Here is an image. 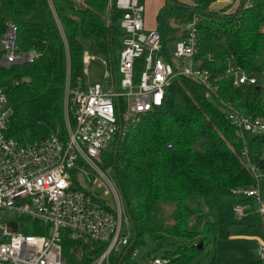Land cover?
I'll list each match as a JSON object with an SVG mask.
<instances>
[{"label":"trees","instance_id":"1","mask_svg":"<svg viewBox=\"0 0 264 264\" xmlns=\"http://www.w3.org/2000/svg\"><path fill=\"white\" fill-rule=\"evenodd\" d=\"M1 1L5 18L18 25L21 48L40 54L32 64L0 68V89L14 111L7 135L22 145L40 143L54 134L64 138L67 72L70 70L73 84L85 80L83 42L87 40L104 42L108 58L118 64L124 38L118 27L121 13L113 0ZM165 2L183 11L181 23L199 19L196 60L217 80L219 91L209 98L201 85L177 76L166 89L163 105L137 121L124 119L119 100L120 130L111 150L103 156V168L113 171L125 214L134 227L128 221L130 244L111 255V264H125L146 237L156 251L166 250L163 258L169 264H189L200 256L210 245L206 235H213L215 241L218 236L228 237L222 200L248 204L252 199L245 192L256 187L246 159L261 170L264 191V134H247L241 140L223 112L224 106H231L245 116L264 119L262 88L235 87L234 77H226L231 67L250 76L264 72V0ZM161 37L162 55L171 62L167 42L182 40L186 34L182 31L169 38L161 33ZM143 67V60H138L136 77ZM203 197L217 202L221 218L207 222L203 232L188 230L187 222L202 212L199 202L192 206L189 200ZM165 206L173 207L170 226L162 217ZM175 238L182 240L181 244L173 252L167 250ZM200 242L202 250L198 248ZM61 243L68 264H91L107 248L70 231L62 233Z\"/></svg>","mask_w":264,"mask_h":264},{"label":"built area","instance_id":"2","mask_svg":"<svg viewBox=\"0 0 264 264\" xmlns=\"http://www.w3.org/2000/svg\"><path fill=\"white\" fill-rule=\"evenodd\" d=\"M113 5L121 13L118 27L124 34L118 64H113L109 58L103 61L105 83L85 79L73 84L68 70L64 138L54 134L40 143L22 145L8 137L14 111L8 96L0 89V211L7 209L41 224L21 233L18 222H7L0 236V264H68L61 243L64 231L107 245L91 264H111V255L122 252L131 239L123 233L122 199L102 168L103 156L111 150L120 130L119 100L124 106V119L137 121L141 115L163 105L166 89L177 76L201 85L209 98L218 94L217 80L196 60L198 18L185 24L186 37L176 42L169 62L162 55L161 33L146 29L144 4L139 0H113ZM18 34V25L5 18L0 0L1 69L32 64L40 57L36 50L21 48ZM94 59L85 52V68ZM140 59L144 67L136 77V63ZM230 76L234 77L235 87L259 85L256 75L250 76L238 67L228 69L226 77ZM223 112L241 140H245L247 134H264V119L245 116L231 106H224ZM246 162L256 187L245 192V196L260 200L262 172L248 159ZM78 173L87 186L105 188L115 206L86 192L88 187L82 189ZM254 212L263 219L264 229V208L252 211L251 202H238L234 207L239 220ZM36 231L41 234L35 235ZM138 254V249L132 253L133 256ZM258 256L259 261L264 262V245L260 246ZM151 264H169V260L156 257Z\"/></svg>","mask_w":264,"mask_h":264},{"label":"rangeland","instance_id":"3","mask_svg":"<svg viewBox=\"0 0 264 264\" xmlns=\"http://www.w3.org/2000/svg\"><path fill=\"white\" fill-rule=\"evenodd\" d=\"M140 3L145 6V26L148 30H157L160 33H164L169 38H175V36L182 32L184 20V13L179 8L172 4H166L165 0H139ZM168 48L171 54L176 44L175 39H169ZM85 52L95 59L85 68V79L92 83L107 82L105 78L106 68L103 65V61L108 58V47L104 42L95 40H87L83 42ZM259 86L262 88V95L264 97V72L258 76ZM103 168V161H102ZM104 169V168H103ZM107 177L117 188L121 197L119 185L114 177L111 169H104ZM86 192L96 196L97 198L105 201L110 206H115L114 199L111 195L106 194L105 188H98L95 185L90 184ZM122 199V197H121ZM200 203L201 213L197 217L192 218L186 224V229L192 231L203 232L205 224L207 222L219 221L221 218V212L217 202L211 197H203L198 200H189V204L196 206ZM252 211H258L264 208V191L261 193L260 200L251 201ZM237 200H222L223 206V219L228 224L229 235L226 238L220 236L215 237L213 235H206L208 243L210 245L202 251L200 256H197L189 264H255L259 261L258 250L261 245H264V229L263 219L255 212L252 216L245 220L240 221L234 214V207L237 204ZM173 207L165 206L163 209L162 217L165 220L166 226L173 224L171 217ZM0 236H2L3 229L6 227L7 222L15 221L21 225L20 232L26 233L32 227L37 226L40 223L35 220L29 219L15 214L7 209L0 211ZM128 218L125 214L123 223V233L131 236V228L129 226ZM45 226V224H43ZM28 229V231H27ZM182 240L175 238L172 240L171 245L166 249L174 251L176 246L181 244ZM139 250L138 256L131 255L125 264H151V261L156 257L162 259L165 255V249L156 251L155 244L150 238H145V243L137 247ZM260 262V261H259ZM261 263V262H260ZM261 264H264L262 262Z\"/></svg>","mask_w":264,"mask_h":264},{"label":"water","instance_id":"4","mask_svg":"<svg viewBox=\"0 0 264 264\" xmlns=\"http://www.w3.org/2000/svg\"><path fill=\"white\" fill-rule=\"evenodd\" d=\"M115 76H116V80H118V74H117V72H116ZM77 178H78V182H79L81 188H82V189H87L88 186H87V184L83 181V177L81 176L80 173L77 174ZM119 189H120V188H119ZM128 219H129L130 223H131L132 226H133V222H132V220H131V218H130L129 215H128ZM133 227H134V226H133ZM198 248H199L200 250L203 249V242H200V243H199ZM120 264H121V263H120Z\"/></svg>","mask_w":264,"mask_h":264},{"label":"crops","instance_id":"5","mask_svg":"<svg viewBox=\"0 0 264 264\" xmlns=\"http://www.w3.org/2000/svg\"><path fill=\"white\" fill-rule=\"evenodd\" d=\"M230 2H232V1H230ZM230 2H229V3H230ZM222 4H223V3H220L217 7L220 8V7L222 6ZM225 4H227V3H225ZM225 4H224V5H225ZM236 6H237V4L233 7V10H234V8H236ZM231 11H232V10H231ZM184 26H185V24H183V29H184ZM183 29H182V31H183ZM248 219H249V218H248Z\"/></svg>","mask_w":264,"mask_h":264}]
</instances>
